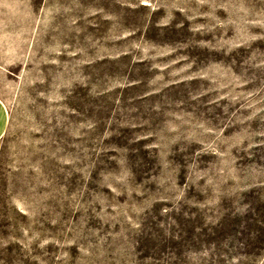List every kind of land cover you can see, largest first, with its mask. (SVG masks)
Instances as JSON below:
<instances>
[{
  "label": "rangeland",
  "instance_id": "1",
  "mask_svg": "<svg viewBox=\"0 0 264 264\" xmlns=\"http://www.w3.org/2000/svg\"><path fill=\"white\" fill-rule=\"evenodd\" d=\"M1 7L0 264H264V0Z\"/></svg>",
  "mask_w": 264,
  "mask_h": 264
},
{
  "label": "crops",
  "instance_id": "2",
  "mask_svg": "<svg viewBox=\"0 0 264 264\" xmlns=\"http://www.w3.org/2000/svg\"><path fill=\"white\" fill-rule=\"evenodd\" d=\"M10 127V114L7 106L0 99V142L5 138Z\"/></svg>",
  "mask_w": 264,
  "mask_h": 264
},
{
  "label": "bare ground",
  "instance_id": "3",
  "mask_svg": "<svg viewBox=\"0 0 264 264\" xmlns=\"http://www.w3.org/2000/svg\"><path fill=\"white\" fill-rule=\"evenodd\" d=\"M11 13L9 11V9L1 7L0 9V20L1 19H8L10 17ZM20 18V17H19ZM14 24V23H13ZM18 25V24H17ZM2 29H7L6 27L2 28ZM13 29V27H12ZM16 30V28H15ZM5 31V30H4ZM10 31V30H9ZM12 31V30H11Z\"/></svg>",
  "mask_w": 264,
  "mask_h": 264
}]
</instances>
